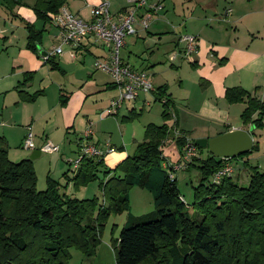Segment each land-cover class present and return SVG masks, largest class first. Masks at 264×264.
Returning <instances> with one entry per match:
<instances>
[{
	"label": "trees",
	"instance_id": "trees-1",
	"mask_svg": "<svg viewBox=\"0 0 264 264\" xmlns=\"http://www.w3.org/2000/svg\"><path fill=\"white\" fill-rule=\"evenodd\" d=\"M24 1L0 2L10 12ZM66 1L33 0L35 18L43 26L34 29L29 23L25 25L29 50L38 53L44 25ZM45 61L52 63L49 56ZM32 75L24 73L17 85L19 93ZM166 89V85L159 86L155 98H165L161 104L164 121L172 119L171 112L175 116ZM38 94L39 91L30 95V100ZM61 96L60 103L64 104ZM224 99L229 104H245L240 114L244 125L250 124L253 129L264 126V102L250 91L228 87ZM130 113L121 121L132 120L134 110L130 109ZM173 127L180 130L175 121L171 125L146 124L134 152L114 168L103 170L101 199L78 198L67 194L65 188L67 182L79 187L98 178L102 158L82 159L70 178L67 179L68 170L62 174L67 179L64 185L47 175L44 189L38 190L33 160H10L7 140L0 136V264H71V250L79 251L89 263L101 243L105 222L112 214L128 208V190L135 184L152 191L155 208L122 226L113 243L116 264H264V170L245 159L257 145L228 159L242 161L248 173L246 184L226 176L216 181L213 176L225 159L213 157L207 148L197 146L196 154L183 168L196 167L198 171L189 203L180 193L176 178L162 165V142ZM179 132L183 135L176 139L180 148L189 135Z\"/></svg>",
	"mask_w": 264,
	"mask_h": 264
},
{
	"label": "crops",
	"instance_id": "crops-1",
	"mask_svg": "<svg viewBox=\"0 0 264 264\" xmlns=\"http://www.w3.org/2000/svg\"><path fill=\"white\" fill-rule=\"evenodd\" d=\"M90 1L92 5H96L103 0ZM107 1L109 11L114 16L128 6L127 0ZM154 1H160L162 10L154 15L147 29H141L137 24V32L125 37V44L120 50L122 61L133 69L149 72L155 88V93L149 96L153 101L157 88L166 85V95L173 101L175 124L190 137L195 129H199L202 132L199 138H209V129H206L213 126L216 135L243 129L249 131L253 140L258 129H253L250 124L244 125L239 118L245 104L227 103L224 92L228 87L240 86L264 102V0ZM74 2L75 0H67L64 5L74 14L87 18L92 5L86 4L88 14L84 16L83 4L76 5ZM32 4V0H25L9 12L4 3L0 2V57L6 58L0 68V136L8 143L12 128L17 127L22 140L29 127L34 134V141L37 140V144L34 142L36 148L45 140L65 147L64 141L67 139V151L74 155L78 149L77 140L91 122V141L101 149L106 147V143L115 148L103 156L101 169L114 168L126 156L131 155L139 136L133 132L128 136L127 126L123 123L126 121H121L131 115L128 104L119 110L117 116L102 114L109 100L116 94L115 88H106L111 83L109 77L105 78L109 75L93 65V60L104 56V52L98 45L88 42L79 48L64 46L61 55L50 56L53 64L47 63L44 54L56 43V29L50 23L44 25L45 31L37 46L39 55L26 47L25 25L29 23L34 29L42 28L36 25L39 20L35 18ZM226 8L231 11L224 16ZM46 32L51 36L50 46L43 44ZM182 34H193L198 39L197 52L191 58L182 55L184 42L179 40ZM86 54L91 55L92 60ZM161 54L173 69L166 68L164 62H155L161 58ZM171 55H174L172 60ZM222 59L224 61L219 63ZM52 65L56 68L51 69ZM184 66L191 73V77H185L182 70L181 73L177 71ZM26 72H32L33 75L25 87H22L23 92L19 93L17 85ZM165 72L177 73L178 82L182 86L189 83L200 90L201 98L196 108L188 106V98H184L183 102L175 100L169 89V81L164 77ZM53 85L59 92V100L60 95L65 99V105H49L46 102L49 89H53ZM38 91L40 94L30 100V95ZM148 95L142 94L137 100L142 101V109H147V106L143 107V101ZM9 107L14 109L6 113L4 109L7 111ZM133 108L136 112L139 110L137 106ZM174 121L164 122L171 125ZM148 123L153 122L149 120L146 124ZM71 146L73 147L70 148ZM115 151L119 152L114 155L112 164H109L106 160ZM24 156L23 154L19 157L23 159ZM62 157L63 153L61 160ZM245 159L250 163L249 157ZM70 162H66L62 174L68 170ZM49 173L48 171L47 175L50 176ZM70 177L67 174V179ZM79 264H116L113 244L101 243L89 263L82 257L79 258Z\"/></svg>",
	"mask_w": 264,
	"mask_h": 264
},
{
	"label": "built area",
	"instance_id": "built-area-1",
	"mask_svg": "<svg viewBox=\"0 0 264 264\" xmlns=\"http://www.w3.org/2000/svg\"><path fill=\"white\" fill-rule=\"evenodd\" d=\"M128 6L117 16H114L109 11V3L103 0L96 5H92L87 18L78 16L70 11L66 5L60 8L50 16V24L56 29V43L51 46L47 56L61 55L64 46L73 48L82 47L85 42L92 45H98L104 52V56L95 58L93 65L96 69L107 73L111 77V83L115 85L116 94L113 96L102 114L104 116H117L119 110L127 105L128 101H137L143 94L155 93V88L152 84L150 74L146 70H136L130 65L123 62L120 56V50L125 44V37L133 35L137 32L136 25L141 29H147L154 15L162 10L160 1L154 0H127ZM231 9L226 8L223 12L224 16L230 14ZM226 18V17H225ZM224 19V17H223ZM179 40L184 42L182 55L185 58H191L197 52L198 39L193 34H182ZM47 55V56H46ZM74 55V53L72 54ZM174 55L170 56L172 60ZM155 101V100H154ZM158 101L163 104L165 98L162 97ZM150 101L145 99L143 107L149 106ZM131 109L135 110L133 106ZM172 120L175 118L171 112ZM177 128L173 127L170 136L162 142L163 147L168 144L169 139H173L176 143L178 137H182V133ZM93 128L89 122L83 129L81 136L77 140L78 157L69 164L72 172L76 171L82 159L92 158L101 159L115 148L109 143H106L104 149L99 148L92 140ZM23 148L38 149L40 152H57L58 145H55L50 140H45L39 148L34 145V134L28 127L22 141ZM162 147V165L168 169L170 175L174 171L183 170L185 162H189L196 154L197 145L190 136L184 137V143L179 148V161H170L163 153ZM225 159L221 169L213 176L216 181L223 177H231L233 167L229 158Z\"/></svg>",
	"mask_w": 264,
	"mask_h": 264
},
{
	"label": "rangeland",
	"instance_id": "rangeland-1",
	"mask_svg": "<svg viewBox=\"0 0 264 264\" xmlns=\"http://www.w3.org/2000/svg\"><path fill=\"white\" fill-rule=\"evenodd\" d=\"M33 1V0H32ZM76 5H82L83 4V14L82 15H87L88 14V4L91 6L93 3H91L90 0H75ZM90 10V9H89ZM112 12L113 9H111ZM1 13V10H0ZM87 13V14H86ZM37 27L41 28L43 23L42 21L37 22ZM22 31H20L21 33ZM19 33V34H20ZM19 34L17 36H19ZM44 41L43 44L45 46L52 44L51 41V36L47 32L43 36ZM48 46V47H49ZM47 47V48H48ZM99 47V46H98ZM103 52V51H102ZM161 58H158V61L155 62H164L163 64L166 66V68H171L169 66V63L166 61L165 57L163 54L160 55ZM86 57L92 60V56L89 54H86ZM5 57L1 56L0 57V68H2ZM95 60V59H94ZM93 60V62H94ZM185 65H188L184 63ZM185 67V68H184ZM181 67V69H177V71L181 70L183 72V75L185 77H191V73L188 72L186 69L187 67L184 66ZM53 69V68H51ZM173 69V68H171ZM148 72V71H147ZM149 73V72H148ZM110 79H109V78ZM164 77L169 81L170 84V90L172 92V95L176 98L175 100L183 102L184 98H188V101L190 105H188L191 108H196L197 104L200 101V90H197V87L194 85H190L189 83L184 84L183 86L178 82L179 77L178 74L174 73H164ZM163 77V78H164ZM105 78H108L111 80L110 76H105ZM164 78V79H165ZM104 80V79H103ZM153 84V82H152ZM154 86V84H153ZM53 89H49L48 92V98L46 99V102L49 105H52L54 103H58L60 106L65 105L60 103L59 100V92L55 89V85L52 86ZM187 89V90H186ZM201 91H203V88L200 86ZM70 90V89H69ZM152 94H149L147 96V100L150 101V105L147 106V109H142V101H128L126 104L129 105V108L132 106H137V109H139L136 113L139 115H135L132 120L123 122L127 126V134L129 136L130 133L133 132L134 135L138 134V142H141L143 139V133H144V125L150 120L154 124H161L164 122L163 117L161 116V110L162 106L159 101H153L152 98H150ZM150 96V97H149ZM44 105V102H43ZM14 107H9L8 110L4 111L7 113L11 110H13ZM145 113H149L146 114ZM240 118V116H239ZM172 120V119H169ZM168 120V121H169ZM241 120V118H240ZM238 120V121H240ZM231 121L233 122V118H231ZM242 122V121H241ZM263 123H264V115H263ZM227 128V127H226ZM209 129V136L213 137L216 136V133L213 129V126H210L206 130ZM202 132L199 129H195L194 133L191 135V138L193 140L198 139ZM170 138L173 136L172 132L169 133ZM24 138V137H23ZM20 140V135L17 127L12 128V135L11 139L8 140V157L10 160H18L22 157H19L20 155H25V158H29L31 152L33 150L31 149H26L23 148L22 143ZM254 143L257 145V148H255L253 151H251L248 154V157L250 159V164L252 165H258V168L261 170H264V126L258 128V133L256 134L255 137H253ZM37 144V140L34 141ZM52 142V141H51ZM55 145H58L59 150L57 152H52V153H47V152H41V155L34 160V168L37 176V189L42 190L45 187L46 184V176L47 172L49 171L50 176L54 179H58L60 184L64 185L67 181L66 178L63 177L62 175V170L66 168V162L68 160L73 161L78 157V153L72 154L71 152H68L67 149H69V144L66 141L65 147L62 145H59L55 142H52ZM72 145V144H71ZM71 146L70 148H72ZM38 148V147H37ZM135 148V147H134ZM63 150V151H61ZM119 151H115V153L111 154L108 156L106 162L108 161L109 164H112V159L114 155ZM134 152V149L132 150V153ZM206 150L203 149V152L201 154L202 157H204ZM61 153H63L62 160L60 159ZM131 153V154H132ZM163 153L164 155L167 156V158L170 161H179V148L175 141L173 139H169L168 144L163 147ZM197 156H199V153H197ZM23 157V158H24ZM232 167H233V174L231 177L234 179H238L240 183L246 184L248 180V173L246 168H243L242 166V161L238 159H233L231 162ZM103 167V166H102ZM100 167L97 171L98 178H95L94 180L88 181L84 185H79V187H73L71 182H67V186L65 188L66 193L76 196L78 198H92L94 196H97L98 198L101 199L102 197V192L99 187V183L101 182L102 177L104 176L103 170H108V168L101 169ZM67 174L72 175V168L69 165V168ZM238 175V176H237ZM173 177L176 178V184L177 187L180 191V193L184 196L185 200L187 202H191L193 199V187L197 184L198 182V171L196 167H190L188 170H178L173 172ZM241 177V178H240ZM105 179V178H104ZM70 187V189H69ZM155 205H154V194L148 187H140L137 184L131 186L128 190V208L123 211L120 214H112L107 221L104 224V228L102 230L101 234V243H109L113 244L114 240L118 237L120 229L122 226H124L126 223L128 224L129 220L132 218H136L141 215L149 214L154 211ZM100 243V244H101ZM71 257H70V263L71 264H79V258H82V254L77 251V250H71Z\"/></svg>",
	"mask_w": 264,
	"mask_h": 264
},
{
	"label": "water",
	"instance_id": "water-1",
	"mask_svg": "<svg viewBox=\"0 0 264 264\" xmlns=\"http://www.w3.org/2000/svg\"><path fill=\"white\" fill-rule=\"evenodd\" d=\"M194 142L201 148H207L208 152L216 158L236 157L247 153L253 146L252 136L249 131L243 129L227 131L209 138H198ZM40 153V150L34 149L29 159L38 158Z\"/></svg>",
	"mask_w": 264,
	"mask_h": 264
}]
</instances>
